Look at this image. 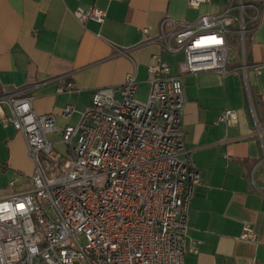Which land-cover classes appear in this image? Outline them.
I'll return each mask as SVG.
<instances>
[{"label": "built area", "instance_id": "2783aa9c", "mask_svg": "<svg viewBox=\"0 0 264 264\" xmlns=\"http://www.w3.org/2000/svg\"><path fill=\"white\" fill-rule=\"evenodd\" d=\"M74 13L83 23H102L107 16L99 7ZM262 20L255 0H228L222 11L195 22L164 17L147 41L183 53L179 72L153 53L147 99L137 96L132 71L118 87H97L78 121L62 128L54 115L35 111L30 87H3L0 119L24 136L34 172L28 187L0 194V264H185L187 249L198 253L202 240L186 247L191 202L202 177L183 141L184 75L229 73L234 39L246 71L247 33ZM63 90L77 89L70 82ZM76 111L67 104L62 116L69 119ZM238 119L237 110L228 108L215 123ZM52 133H60L63 149ZM17 183L12 179L9 187ZM240 238L257 241L249 225Z\"/></svg>", "mask_w": 264, "mask_h": 264}, {"label": "crops", "instance_id": "0c3cea01", "mask_svg": "<svg viewBox=\"0 0 264 264\" xmlns=\"http://www.w3.org/2000/svg\"><path fill=\"white\" fill-rule=\"evenodd\" d=\"M227 2L191 7L189 0H0V91L30 87L35 111L54 115L59 128L78 121L97 87H118L132 71L137 96L147 99L151 55L161 53L175 73L183 59V53L147 41L158 34L161 20L195 22ZM255 2L263 20L252 22L247 33V70L241 59H231L225 75H184L183 141L202 177L191 202L186 247L202 243L198 253L187 249L185 264H264V0ZM89 7L104 9L105 20L81 22L74 11ZM143 27L150 28L148 35ZM70 82L77 90L62 91ZM67 104L77 110L69 119L62 116ZM228 108L237 110L238 122L216 124ZM50 137L61 150L60 133ZM33 172L24 136L0 119V194L28 187ZM12 179L18 180L14 188ZM245 225L257 241L240 238Z\"/></svg>", "mask_w": 264, "mask_h": 264}, {"label": "rangeland", "instance_id": "374dc122", "mask_svg": "<svg viewBox=\"0 0 264 264\" xmlns=\"http://www.w3.org/2000/svg\"><path fill=\"white\" fill-rule=\"evenodd\" d=\"M239 51H240V47L234 39L233 42L231 43L230 58L235 59V60L240 59V52ZM177 58H181V55H178ZM257 126L259 127L260 130H262L260 127V124H257ZM63 148H64V146H62L61 149H63ZM263 168H264V166H263ZM256 179L258 180L257 177H256ZM74 264H79V262H75Z\"/></svg>", "mask_w": 264, "mask_h": 264}, {"label": "trees", "instance_id": "16d2710c", "mask_svg": "<svg viewBox=\"0 0 264 264\" xmlns=\"http://www.w3.org/2000/svg\"><path fill=\"white\" fill-rule=\"evenodd\" d=\"M246 43H247V39H246Z\"/></svg>", "mask_w": 264, "mask_h": 264}]
</instances>
